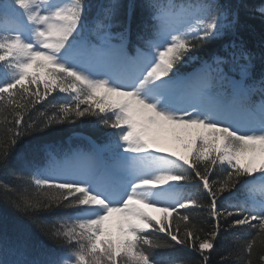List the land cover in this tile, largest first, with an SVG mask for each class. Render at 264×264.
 I'll return each mask as SVG.
<instances>
[{
	"label": "snow or ice",
	"instance_id": "6c2138e0",
	"mask_svg": "<svg viewBox=\"0 0 264 264\" xmlns=\"http://www.w3.org/2000/svg\"><path fill=\"white\" fill-rule=\"evenodd\" d=\"M244 8L0 0V173L18 182L0 180V201L53 245L9 259L27 245L4 243L0 264H191L157 257L177 246L211 264L233 231L246 239L219 264H264V49L257 74L239 39ZM212 42L221 48L209 59L194 54ZM194 63V74H180ZM85 121L104 143L60 150L44 139ZM191 186L206 206L185 195ZM241 192L239 203H221ZM205 207L207 232L188 214Z\"/></svg>",
	"mask_w": 264,
	"mask_h": 264
},
{
	"label": "trees",
	"instance_id": "16d2710c",
	"mask_svg": "<svg viewBox=\"0 0 264 264\" xmlns=\"http://www.w3.org/2000/svg\"><path fill=\"white\" fill-rule=\"evenodd\" d=\"M94 2H96V0H94ZM124 2L128 3L129 0H124ZM134 2L139 3L141 0H134ZM233 2L243 3L245 5V8L242 9L241 13L244 27L241 30L239 39H242L247 47L255 54V72L258 74L260 70L259 57L261 50L264 49V18L259 15V9L264 7V0H233ZM220 48L221 44L219 42H212L202 45L195 50L194 54L199 55L204 59H209L211 54L219 51ZM199 66V63H194L181 67L180 74L182 76L194 74ZM259 98L258 93L253 97L257 102L259 101ZM39 107L40 106H38V108ZM32 116L35 118L37 113H32ZM3 129L4 125L0 123V132H2ZM44 139L53 147L60 150L80 149L88 151L93 143H104L105 135L102 130L93 127L89 122L85 121L74 125H64L50 129L45 134ZM176 148H178V146ZM216 178V176L213 177V179ZM0 180L9 183H18L6 173H0ZM184 193L185 195H195L200 203L205 206L209 203L206 194L199 191L195 186L185 187ZM243 195V192L238 193L232 200L222 201L221 203H239L243 199ZM188 214L192 217L193 223L198 227L203 228L205 232L211 229L213 222L209 217L206 207L204 210L193 209ZM245 239L246 237L235 231L222 233L216 242V249L212 253L211 264H219L221 257L234 252ZM17 240H21L27 245V252L22 256L9 255V259H31L34 254L47 251L53 247L52 242L40 234L26 217L18 216L3 201H0V246L4 243L11 245ZM170 255L184 258L190 261L191 264H198L200 260L196 254L179 246L173 249L157 252L158 258H164ZM0 258H3L2 253H0ZM225 264H235V257L228 256Z\"/></svg>",
	"mask_w": 264,
	"mask_h": 264
},
{
	"label": "rangeland",
	"instance_id": "374dc122",
	"mask_svg": "<svg viewBox=\"0 0 264 264\" xmlns=\"http://www.w3.org/2000/svg\"><path fill=\"white\" fill-rule=\"evenodd\" d=\"M168 146H170V147H177L178 146V142L172 141V142H170V144ZM149 211H152V210H149ZM152 214L153 215H156V216H159L160 215V213H157V212H154V211L152 212Z\"/></svg>",
	"mask_w": 264,
	"mask_h": 264
}]
</instances>
